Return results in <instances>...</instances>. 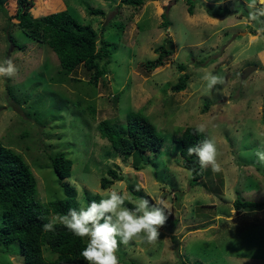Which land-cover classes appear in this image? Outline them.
<instances>
[{
    "label": "rangeland",
    "instance_id": "1",
    "mask_svg": "<svg viewBox=\"0 0 264 264\" xmlns=\"http://www.w3.org/2000/svg\"><path fill=\"white\" fill-rule=\"evenodd\" d=\"M54 1L91 26L99 47L109 43L112 54L108 73L91 85L83 66L67 74L46 44L27 36L15 19L9 21L16 0L7 3L8 15L0 10V62L13 43L10 58L18 70L12 78H0V142L31 168L35 200L43 206L72 196L79 208L87 206L88 197L106 198L109 190L125 195V206L134 207L141 197L153 204L163 198L169 216L158 241L122 244L120 264H264V208L233 206L238 197L264 202V165L254 155L264 143V33L248 20L244 0L238 6L234 0H195L193 15L186 0H145L140 7L125 0ZM50 6L37 0L30 13L41 18ZM209 8L222 16L212 17ZM96 9L105 15L89 14ZM166 37L173 39L175 53L150 71L147 62L156 59ZM251 67L257 69L244 77ZM206 72L219 74L224 84L207 90ZM183 74L189 75L186 90L172 92ZM131 112L147 117L164 138L156 158L147 152L124 160L101 137L100 122L109 120L124 130ZM200 125L217 145L221 170L207 168L205 177L190 185L181 139L186 128ZM58 153L73 163L71 177L62 182L49 159ZM110 168L123 181L102 190L101 179ZM52 216L47 213L48 220ZM1 217L0 210V226ZM15 246L0 251V264H25ZM45 255L55 258L47 250Z\"/></svg>",
    "mask_w": 264,
    "mask_h": 264
},
{
    "label": "trees",
    "instance_id": "2",
    "mask_svg": "<svg viewBox=\"0 0 264 264\" xmlns=\"http://www.w3.org/2000/svg\"><path fill=\"white\" fill-rule=\"evenodd\" d=\"M46 1L51 4L47 15L34 18L30 12L37 0H16V13L9 21L15 19L17 27L27 36L38 43L46 44L56 54L61 68L67 74L83 66L91 74L90 84L96 86L108 73L107 66L112 54L111 45L101 42L102 45L99 47V35L91 26L81 24L64 4L54 0ZM144 1L125 0L124 3L140 7ZM186 1L190 4L188 13L193 15L195 0ZM8 2L9 0H0V10L6 15H8ZM62 7L64 9L59 10ZM208 11L212 17L222 16L213 8H209ZM89 14L104 16L105 12L96 9L90 10ZM164 18L166 20L164 25H169L166 15ZM156 53V59L147 62L150 71L164 66L174 55L173 39L166 37L163 44L156 49ZM103 58L106 61L101 66L99 61ZM179 69L181 72L186 71V67L182 65ZM188 80V74L181 75L177 84L172 86V92L179 93L186 90ZM206 107L208 108V104ZM97 129L101 137L111 144L118 157L124 160L131 157L143 158L147 152H152L156 158L164 144V138L157 133L156 127L140 112H131L127 116L124 130L109 120L100 122ZM196 129L186 128L181 139L180 154L183 166L191 170L190 185L199 183L205 177V169L200 168L197 158L187 154L189 146L207 138L204 134H196ZM49 159L59 182L71 177L73 163L65 153H58ZM135 170H140V167L136 166ZM122 181L123 176L119 171L110 168L107 170V176L102 177L100 187L102 190H107L116 182ZM36 193L37 181L29 165L20 154L0 142V210L2 211L0 251L9 252L12 245L16 244V252L24 258L25 264H86L81 252L86 247L87 238L76 237L59 224L52 232L43 231V225L49 222L47 213L61 215L66 214L71 208H77L72 204L73 197L50 201L41 206L35 200ZM101 199L103 198L100 195L88 197L87 205L92 201L99 202ZM233 206L236 210L262 209L264 202L247 201L238 197ZM126 207L134 208L129 204ZM46 250L55 258L46 257ZM124 263L138 264L132 261Z\"/></svg>",
    "mask_w": 264,
    "mask_h": 264
},
{
    "label": "clouds",
    "instance_id": "3",
    "mask_svg": "<svg viewBox=\"0 0 264 264\" xmlns=\"http://www.w3.org/2000/svg\"><path fill=\"white\" fill-rule=\"evenodd\" d=\"M223 3V0H220ZM236 6L239 0H234ZM248 9V20L256 26L257 32L264 33V0H244ZM17 67L11 58L0 62V78H12L17 74ZM206 89L211 91L217 85L224 84L219 74L206 72L202 77ZM205 125H200L196 134H203ZM189 156H195L201 169L211 168L213 173L221 170L218 162V148L212 138H205L187 148ZM256 162L264 165V143L254 152ZM191 175V170H189ZM140 191L139 186L136 189ZM126 196L109 190L106 198L99 202L92 201L87 206L71 208L66 214L55 215L43 225L44 232H52L57 224L64 226L76 237L87 238L86 247L81 256L86 264H120L117 252L120 245L127 246L134 240L154 245L160 236L169 214L168 205L163 198L155 204L149 199L139 198L134 208L125 206Z\"/></svg>",
    "mask_w": 264,
    "mask_h": 264
},
{
    "label": "water",
    "instance_id": "4",
    "mask_svg": "<svg viewBox=\"0 0 264 264\" xmlns=\"http://www.w3.org/2000/svg\"><path fill=\"white\" fill-rule=\"evenodd\" d=\"M13 47H14V44L11 43L10 44V49L8 51L6 59L11 57V53H12ZM256 69H257L256 67H251V68L246 69L245 72H244V77H247L248 74H250L251 72L255 71Z\"/></svg>",
    "mask_w": 264,
    "mask_h": 264
}]
</instances>
